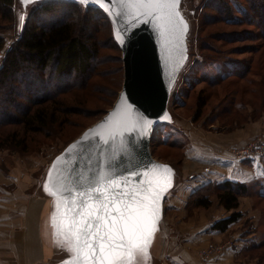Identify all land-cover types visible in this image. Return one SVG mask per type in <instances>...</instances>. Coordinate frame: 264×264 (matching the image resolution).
<instances>
[{
    "label": "rangeland",
    "instance_id": "obj_1",
    "mask_svg": "<svg viewBox=\"0 0 264 264\" xmlns=\"http://www.w3.org/2000/svg\"><path fill=\"white\" fill-rule=\"evenodd\" d=\"M222 1L226 4L229 3L232 7L233 19L231 21L225 22L228 19L226 15L218 12L219 7L217 5L220 3L218 0H180L179 12L188 23L187 59L169 98L167 108L171 116L170 122L156 125L153 140H151L154 157L164 163L181 165L190 143L198 139L205 141L204 137L210 134L222 136L223 133H233L251 127L255 123H259L260 131L264 130V33L256 25V22L262 21L264 17L258 14L251 23H247V21L240 24L243 20L241 9L245 1ZM35 4L28 5L24 9L19 0H15L13 4L15 20L13 22H1L0 36L5 39V45L4 50L0 53V66L3 63L6 50L9 49L13 41L20 37L27 20L28 11ZM21 17H23L22 21ZM201 27L203 28L202 31ZM244 31L247 32L246 39L232 43L223 40V33L225 32L231 33L230 36L233 37V35L241 34ZM211 46L217 48L216 51H209ZM242 46H247L245 48L255 46L256 48L240 51ZM242 60L245 64L241 62ZM233 61L239 62L243 68L242 74L239 76L238 74L229 76L230 71L220 70L223 63L229 66V64L234 63ZM219 74H223L224 78L218 79ZM215 79L216 81H214ZM15 80L0 86V113L2 112L0 131L14 128L4 124L8 119L7 114L13 119L19 113L18 109L14 108L15 105L6 107L4 95L16 83ZM19 90V93H22L25 89L22 87ZM86 93L88 108H92L97 99H95V94ZM22 97L18 98L24 102L22 106L25 107L28 105L27 97H24L26 100ZM176 98L178 99L177 102H175ZM201 99L206 100V106L199 114L198 106ZM103 115L77 116L78 118H74L77 121L63 129L57 128L56 132L50 133V137L33 134L35 139L29 138L31 141L28 143V150L24 152L19 149L0 148V177L4 175L13 180L12 183H0V194L3 193V189H6L11 195L21 194L24 198L46 197L45 192H43V183L53 159L68 143ZM157 137L161 139H156ZM254 141H264V135H257L244 145L232 150L246 147ZM211 146L215 145L212 144ZM10 172H12V176H10ZM27 176L31 179L29 185L24 184ZM213 184L212 189H210L211 193H207V200L210 205L206 209L201 208L203 210L214 208L218 202L216 197L217 185ZM188 202L189 197L186 199L185 209L188 214H191L195 207L188 205ZM23 205L24 202L22 201L19 210H23ZM220 244L223 242L212 245L219 246ZM208 246L202 247L198 251V258L202 262L211 260L205 259L201 254L203 249L208 248ZM52 249H54L53 245ZM54 258L59 260L62 258V253L55 255Z\"/></svg>",
    "mask_w": 264,
    "mask_h": 264
},
{
    "label": "trees",
    "instance_id": "obj_2",
    "mask_svg": "<svg viewBox=\"0 0 264 264\" xmlns=\"http://www.w3.org/2000/svg\"><path fill=\"white\" fill-rule=\"evenodd\" d=\"M14 1L0 0V31L1 22L15 20ZM218 1V12L226 15L228 19L225 22L231 21L232 7L229 3ZM244 1L243 10L241 9L243 20L240 24L247 21L251 23L258 14L264 17V0ZM263 20L264 18L262 21L258 20L256 25L264 33ZM202 29L201 27V31ZM230 34L223 33V40L232 43L246 39L247 36L246 31L233 37ZM4 45L5 39L0 36V53L4 50ZM245 47L247 46H242L240 51L253 49L255 46ZM216 49L211 46L208 50ZM233 62L229 66L223 63L220 70L230 71L229 76L241 75V64ZM241 62L244 63L243 60ZM122 73L121 51L113 39L110 22L101 9L84 7L72 1L36 2L28 11L20 37L6 50L0 66V86L16 79V83L4 94L6 107L15 105L14 108L19 111L13 119L6 115L8 119L4 124L14 128L0 131V148L24 152L28 150V143L35 139L33 134L50 137V133L56 132L57 128L63 129L77 121L74 119L77 116L105 114L121 89ZM217 78H224L223 74H219ZM22 87L25 90L19 93ZM86 92L95 94L97 99L92 108H88ZM22 96L27 97V100ZM18 97L26 100L28 105L23 107L24 102ZM175 100L178 101L177 98ZM205 106L206 100L201 99L199 114ZM158 138L160 137L156 139ZM213 185L207 183L193 191L188 205L208 208L210 204L207 193H211ZM216 185L219 205L227 210L236 209L239 196L246 193V186L232 182ZM238 216L239 213L233 212L227 219L215 222L213 227L223 230Z\"/></svg>",
    "mask_w": 264,
    "mask_h": 264
},
{
    "label": "crops",
    "instance_id": "obj_3",
    "mask_svg": "<svg viewBox=\"0 0 264 264\" xmlns=\"http://www.w3.org/2000/svg\"><path fill=\"white\" fill-rule=\"evenodd\" d=\"M259 126L255 123L222 136L210 134L205 141L190 143L181 165L168 163L175 172L173 186L165 195L144 264H264V155L237 160L231 152L251 138L264 135ZM3 176L0 183H12ZM30 180L25 177L24 184L29 185ZM222 182L246 186L236 209L227 210L216 202L210 210L195 207L191 214L187 213L186 199L193 191L207 183ZM22 201L24 207L19 210ZM51 207L47 195L24 198L3 189L0 264H65L71 259L69 252L54 242ZM233 212L239 216L225 229L213 227ZM217 242H223V250L207 262L199 260V249ZM59 253L62 258L56 260L54 256ZM135 264H139V258Z\"/></svg>",
    "mask_w": 264,
    "mask_h": 264
},
{
    "label": "snow or ice",
    "instance_id": "obj_4",
    "mask_svg": "<svg viewBox=\"0 0 264 264\" xmlns=\"http://www.w3.org/2000/svg\"><path fill=\"white\" fill-rule=\"evenodd\" d=\"M80 2L88 3L91 0ZM100 3L110 15L132 17L143 23L153 22L162 42L176 31L177 25H182L184 31L187 28L177 11L178 0H108L111 8L103 0ZM140 17L147 19L139 20ZM129 26L135 27L138 24L130 23ZM117 32L123 43L119 29ZM118 113L119 108L112 117L93 130L105 144L108 139L104 138V130L115 141L117 136H122L126 131L137 127L148 129L152 123L134 113L131 105L114 120ZM87 139L88 143L79 142L76 153V163L84 164L83 172L91 171L88 165L91 164L93 145L91 138ZM110 167H118V162L110 164ZM124 171L129 174L100 171L92 180H88L80 169L73 167L64 178L68 186L61 183L53 190L49 183H45L44 189L54 197L57 212L60 211L63 196V219L58 222L57 212H54L50 220L55 230L54 242L70 254L71 259L65 261V264H135L137 258L139 264H144L147 248L156 230L160 192L153 190L151 180H142L140 184L129 188L130 177L147 176L148 172ZM152 171L170 173L171 169L153 164L149 169V172ZM48 179H52L51 170ZM168 184L170 180L160 191L165 190ZM64 193L67 195L64 196ZM90 199L96 203H89Z\"/></svg>",
    "mask_w": 264,
    "mask_h": 264
},
{
    "label": "water",
    "instance_id": "obj_5",
    "mask_svg": "<svg viewBox=\"0 0 264 264\" xmlns=\"http://www.w3.org/2000/svg\"><path fill=\"white\" fill-rule=\"evenodd\" d=\"M42 0H19L22 8L34 4ZM72 1L81 4L84 7H95L101 9L108 18L112 36L121 51V60L123 64V81L121 89L106 113L95 123L87 127L82 133L66 145V147L53 159L48 167L44 183L43 192L51 200L53 213L57 212L54 207V197L45 191V183L55 190L61 183L68 186V181L64 179L68 176V170L77 167L83 172L84 164L76 163V153L79 149V142L88 143L87 138H91L93 145L91 154V164L88 165L91 171L83 172L88 180H92L98 172H115L128 175L124 169L129 171L148 172L147 176L130 177L129 188L140 184L142 180H151L154 191L160 192L158 201V218L157 224L161 218L163 211V202L166 193L172 188L174 181V169L168 163L157 160L151 152V139L156 125L169 123L171 116L168 111V102L171 91L175 85L177 77L183 68L187 59V42L186 36L188 31V23L180 14V0H178L177 11L179 17L186 24V31L182 25H177L176 31L169 37H166L162 42L156 29L153 27V22L149 23L138 22L132 17H118L110 15L104 7L101 6L100 0H91L88 3H81L80 0H61ZM103 3L111 8L112 5L108 0H103ZM119 11V9H116ZM147 19L140 17L139 20ZM138 24V26L130 27L129 24ZM119 29L123 36V43L118 38ZM127 29V30H126ZM126 30V31H125ZM123 98V103H122ZM131 105L134 113L141 115L144 119L151 121L150 127L144 129L137 127L134 130L126 131L122 136H117L113 141L108 135L107 130H104V138L108 139V143H103L100 136L93 133L94 129L103 124L106 120L112 117L113 113H119L113 119H118ZM167 117V118H165ZM146 132V134H145ZM59 158V159H58ZM118 167L111 168L110 164H116ZM163 165L171 169L170 173L161 171L149 172L152 165ZM55 165V167H53ZM52 172V179L49 180V171ZM170 180V184L165 190L160 191L165 187L166 182ZM144 186H147L146 184ZM123 188V186H121ZM64 196L67 193L63 194ZM79 199V197H77ZM89 203H96L95 200H88ZM63 196H61V208L57 212L58 222L63 219ZM149 247L147 248V250Z\"/></svg>",
    "mask_w": 264,
    "mask_h": 264
},
{
    "label": "built area",
    "instance_id": "obj_6",
    "mask_svg": "<svg viewBox=\"0 0 264 264\" xmlns=\"http://www.w3.org/2000/svg\"><path fill=\"white\" fill-rule=\"evenodd\" d=\"M232 154L237 160L263 156L264 141H254L248 144L246 147L232 150ZM221 249L223 250V244H220L219 246L211 245L208 246V248L203 249L201 254L205 257V259H211L214 256L218 255L222 251Z\"/></svg>",
    "mask_w": 264,
    "mask_h": 264
},
{
    "label": "flooded vegetation",
    "instance_id": "obj_7",
    "mask_svg": "<svg viewBox=\"0 0 264 264\" xmlns=\"http://www.w3.org/2000/svg\"><path fill=\"white\" fill-rule=\"evenodd\" d=\"M136 262H137V261H136ZM136 262H135V263H136Z\"/></svg>",
    "mask_w": 264,
    "mask_h": 264
}]
</instances>
